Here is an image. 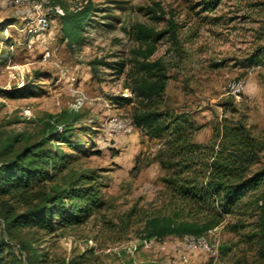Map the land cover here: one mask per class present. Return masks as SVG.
I'll return each mask as SVG.
<instances>
[{"label":"rangeland","instance_id":"374dc122","mask_svg":"<svg viewBox=\"0 0 264 264\" xmlns=\"http://www.w3.org/2000/svg\"><path fill=\"white\" fill-rule=\"evenodd\" d=\"M203 2L34 0L7 7L0 0V163L41 142L45 149L70 155L64 170L31 193L0 197V211L5 203L23 211L86 171L98 174L106 203L85 224L64 233L38 228L7 232L0 220V238L15 254L34 253L33 264H64L80 253L83 264H184L183 255L189 264L199 259L205 264L254 263V253L224 224L205 234L217 249L213 256L183 250L177 236L151 238L145 248L140 234L141 219L163 204L166 172L155 158L163 137L151 138L133 126L136 104H118L114 98L131 95L126 72L148 45H153L149 60L161 58L169 75L158 110L188 112L201 125L195 141H208L214 123L241 114L264 131V66L250 74L258 65L242 66L264 46V0H222L213 10H204ZM86 3L93 11L79 39L69 43L51 9L75 11ZM41 15L48 17V27L35 33L28 47L27 29L36 28ZM170 22L174 36L166 33L154 43L138 39L136 25L169 31ZM119 63L125 64L123 72L117 70ZM238 79L245 83L233 95L227 85ZM19 87L33 94L7 95ZM56 131L65 132L64 138L51 137ZM232 219L226 216L225 223Z\"/></svg>","mask_w":264,"mask_h":264},{"label":"trees","instance_id":"16d2710c","mask_svg":"<svg viewBox=\"0 0 264 264\" xmlns=\"http://www.w3.org/2000/svg\"><path fill=\"white\" fill-rule=\"evenodd\" d=\"M222 0H204V10L215 9ZM93 11L90 3L75 11L64 9L59 16L61 32L67 42L79 39L83 25ZM138 39L148 43L158 41L170 30L154 31L136 25ZM153 45H148L141 58L134 59L126 72L130 96H117L118 104H136L131 124L151 138H162L163 146L155 158L166 174L163 204L154 214L144 216L140 234L145 239L168 236H201L224 224V228L239 238V243L254 253L253 264H264V131L247 120L223 117L212 125L211 138L206 142L194 140L201 128L188 112L160 111L169 75L161 59L149 60ZM118 71L124 65L119 63ZM264 66V46L242 63L243 67ZM264 82V77H263ZM33 90L26 87L7 92L10 98H26ZM233 114L237 113L232 109ZM64 133L51 137L62 139ZM66 139V138H65ZM70 155L45 149L43 143L20 150L0 163V197L22 198L40 183L51 180L67 166ZM103 186L95 171H86L66 183V187L42 194L40 202L23 211L5 203L0 220L5 231L38 228L62 233L85 224L105 207ZM226 216L233 219L226 221ZM55 222V223H53ZM34 253L25 257L15 254L0 238V264H33ZM80 253L64 264H83Z\"/></svg>","mask_w":264,"mask_h":264},{"label":"built area","instance_id":"2783aa9c","mask_svg":"<svg viewBox=\"0 0 264 264\" xmlns=\"http://www.w3.org/2000/svg\"><path fill=\"white\" fill-rule=\"evenodd\" d=\"M33 1L34 0H1L2 4L7 7L27 5ZM51 10L54 11L57 14V16L63 15L62 9L58 6L53 7V9ZM48 22H49L48 17H46L45 15H41L37 18L36 28L27 29V36L31 37L28 40V44H27L28 47L31 46L32 38L35 33L40 32V31H45L47 29L48 24H49ZM258 68L259 66L251 67L248 70V73L250 74L251 72H253L254 70ZM244 83H245L244 79H238L236 81H232L231 83H228L227 85L228 92L233 95H238L242 91ZM115 123L120 124L118 128H122L121 121L116 120ZM142 243L145 248H148L151 246L152 241L151 239H143ZM182 249L183 250L200 249V250H203L209 253L211 256L217 253V249L213 248V246L207 242L205 235H201V236L184 235L182 236ZM181 259L184 264H189L186 256L183 255Z\"/></svg>","mask_w":264,"mask_h":264},{"label":"crops","instance_id":"0c3cea01","mask_svg":"<svg viewBox=\"0 0 264 264\" xmlns=\"http://www.w3.org/2000/svg\"><path fill=\"white\" fill-rule=\"evenodd\" d=\"M197 142H201V141H197ZM196 264H205V260L203 259H199V260H195Z\"/></svg>","mask_w":264,"mask_h":264}]
</instances>
